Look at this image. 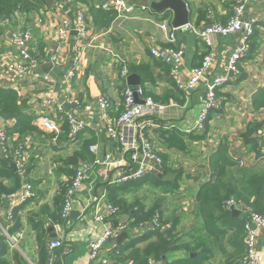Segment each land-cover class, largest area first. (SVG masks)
<instances>
[{"label": "crops", "instance_id": "0c3cea01", "mask_svg": "<svg viewBox=\"0 0 264 264\" xmlns=\"http://www.w3.org/2000/svg\"><path fill=\"white\" fill-rule=\"evenodd\" d=\"M116 1L132 6L133 12L124 16L117 10H104L116 13V19L106 29L95 28L91 23L88 6L74 0H51L49 5V0H45L46 9L23 16L16 26L10 22L1 26L0 86L12 89L18 94L19 100L28 107L25 113L34 116L32 123L43 132L23 138V159L14 171L19 173L22 185L19 190L4 195V208L0 211V232H8L14 219L19 222V229L13 235H8V240H15L10 241V250L17 251L28 264H46L41 260V246L47 249L53 240L61 242V247L54 252L55 264L88 262V241L96 238L104 229L94 219L97 214L107 213V198L99 200L104 191L103 185L97 191V198L86 200L78 195L77 201H73L72 194L70 195L72 210L68 216V224L60 217V222H53L51 215L57 217L58 209H61L60 206L67 198V191H64L67 182L85 164L79 163L75 167L65 163L81 146L82 140L78 137L80 132L88 130L96 137L95 144L91 145L97 146V152L95 155L89 152L93 157L112 154L120 158V147L107 137L104 120L95 106L99 97L103 96L110 104V112L113 115L120 113L121 92L125 86L141 87L144 92L142 98L162 97L173 90L183 94L182 104H162L165 106L163 115L152 119V123H158L159 127L151 126L146 130L156 152L160 157L166 158V167L169 169L166 176L170 174L171 177L168 181H163L166 177L164 175L162 181H176L178 186L173 193L162 195L153 189L161 198L155 199V202L159 201L161 212V216L160 213L159 216L155 213V217H160L167 226L171 224L172 217H177V231L187 233L195 227V194L200 185L209 180L208 157L223 140H226L229 153L238 161L240 168L257 169L264 166V107L255 110L252 106L254 99L264 97V0H251L244 7L241 17L255 21L254 33L251 40H248L247 54L239 63V72L230 75L229 81L216 90L217 102L214 110L207 116L206 134H196L203 136L200 140L189 139L185 131L191 129L203 107L205 83L199 84L194 90H178L169 77V65L151 56V50L169 45L165 34L159 29V22L167 21L172 28V12L166 10L157 13L151 10L149 3L159 0H91L90 5L99 8L102 3L112 4ZM183 1L188 12V28L180 27L176 30V45L181 46L184 51L180 77L186 80L189 70L200 66L208 52L203 40L194 36V28L201 30L212 23L224 24L238 0ZM142 6L146 9L142 10ZM80 14L83 15L86 36L81 43H77V18ZM199 15L202 18L199 19ZM64 21L67 22L69 31L60 40L57 33ZM25 27L31 35L26 47L37 58L35 67L21 81L8 80L4 77L5 69L10 62L18 59L17 49L10 42L9 35L12 31ZM210 42L214 57L209 75H225L228 60L237 43V34L214 35L210 37ZM132 66L140 74L133 72ZM123 67L126 68L125 77L120 76ZM144 67H147L146 74L151 76V81L142 83L144 77L140 71ZM70 71L74 76L68 79ZM45 76L48 81L44 79ZM129 77H133L131 84L128 82ZM66 98L78 101L79 106L74 107L70 103L72 108L68 112L64 107L59 111L58 105ZM88 107L90 109L86 110ZM41 115L55 119L62 126V133L57 139L48 137L51 133L37 125L36 119ZM69 115L75 116L84 125L73 139L67 134ZM253 122L263 124V130L257 136L261 144L260 155L245 149L240 137L246 125ZM170 125L187 136L185 149L179 150L165 138ZM8 126H12V122L0 118V132ZM16 141V135H9L6 138V147L12 150ZM1 145L0 137V149ZM9 154L8 151L7 156ZM11 164L15 162L12 161ZM158 175H162V169ZM26 183L32 186L35 197L18 203L21 201L17 193ZM3 185L14 187L12 180L4 179ZM153 205H146V208ZM230 206H234L238 212L234 217L244 219L246 216L245 220L249 217L248 211L241 210L240 206L233 202L228 203L229 209ZM76 211L81 215L78 219H72L70 214ZM31 215L35 223L40 221L43 224L45 234L41 245L38 244L33 224L29 222ZM116 218L117 215L111 218L108 225L116 230L117 235L126 236L120 243L115 241L116 237L107 239L102 246L100 258L105 260V264H137L138 262H133L127 256H119V251L130 240L152 231L151 224H143V228L138 225L129 229L125 218ZM114 221L117 222V227ZM9 223H12L11 226ZM154 240L151 237L144 244ZM142 247L143 244L137 245V248ZM256 247L259 252L264 253V229L257 235ZM243 254L242 244L237 247L230 246L225 240L224 248L218 251L214 249L213 255L208 256L209 260L205 264H238ZM194 255L195 253H191L189 257ZM185 258L183 251L173 252L164 256L159 264Z\"/></svg>", "mask_w": 264, "mask_h": 264}, {"label": "trees", "instance_id": "16d2710c", "mask_svg": "<svg viewBox=\"0 0 264 264\" xmlns=\"http://www.w3.org/2000/svg\"><path fill=\"white\" fill-rule=\"evenodd\" d=\"M74 1L88 6L91 23L97 29H106L116 19L115 12L104 11L100 7H93L90 5L91 0ZM44 9H46L45 0H0V29L6 22L16 26L17 22L24 18L23 16H28L32 12L38 13ZM200 18H202V15H199ZM131 70L139 73L134 66L131 67ZM146 71L147 67L140 71L144 77L142 83L151 81V76H148ZM152 99L158 104H167L169 102L182 104L183 94L173 90L162 97L158 96ZM252 106L255 110L264 107V97L259 100L254 99ZM27 109V105L19 100V96L14 90L0 86V118L12 122V126L7 127L5 133L7 137L9 135L17 136L15 147L25 140L23 138L43 133L32 123L34 116L25 113ZM211 111H209L208 117ZM118 114L113 115L111 113V116L116 117ZM168 127L170 128L168 129V134H165V138L171 142L170 145L173 144L179 150L185 149L187 136L179 133L175 126L170 125ZM262 130L263 124L253 122L247 124L244 131L240 134L245 149L256 155H260L261 144L257 136ZM67 134H69V130H67ZM205 134L206 130L203 131V136ZM47 136L51 139L52 137L54 138L53 134H48ZM203 136L189 134L188 138L200 140ZM78 137L82 140L81 146L65 162L67 166L77 167L79 163H92L95 158L89 153L88 147L91 144H95L96 137L88 130L80 132ZM8 151L10 154L6 157L1 155L0 152V211L4 208L2 197L5 194L19 190L22 185L19 173L14 172L10 166L12 161L14 162L12 150L8 149ZM161 158L162 175L151 174L140 180L130 181L122 185L103 184L108 203L118 209L116 219L125 218L127 220L125 222L126 226L129 229L136 228L140 224L150 225L156 219L155 213L158 216L160 213L161 216L159 201L154 203L152 207L146 208V205L138 198L128 200L127 197L130 193L139 190L144 185H150L152 189L159 191L161 195L173 193L178 189L176 181H162L169 169L166 167V158L164 156H161ZM208 166L210 178L200 185L194 198L195 227L190 232L182 233L176 229L179 218L172 217L170 220L171 224L167 226L159 217V228L152 229L147 234L130 240L121 247L119 256H127L133 262H138L137 264H147L150 259L162 263V258L169 253L183 251L186 256L185 259L167 264H205L209 260L208 256L213 255V250L223 249L224 242L227 240L230 246L243 245L244 254L238 264L243 261L247 254L244 225L249 220V217L246 220V216L244 219L234 217L228 208V203L233 202L236 206H240L241 210L248 211V215L258 214L264 216V166L257 169L240 168L238 161L229 153L226 140H223L217 150L208 157ZM4 179L12 180L14 187L8 188L4 186ZM70 184L71 181H68L64 191L68 190ZM59 211L58 209L57 217L51 215L53 222H60ZM29 222L33 224L38 244L41 245L45 234L42 222L37 221L35 223L32 215L29 218ZM18 229L19 222L14 219L13 226L9 229L8 234L13 235ZM151 237H154L155 240L145 245L144 243ZM138 244H143V247L137 248ZM11 246L12 244L8 238L0 235V264H28L17 251L10 250ZM41 247V260L46 263L47 249L43 246ZM191 253H195V255L189 257Z\"/></svg>", "mask_w": 264, "mask_h": 264}, {"label": "built area", "instance_id": "2783aa9c", "mask_svg": "<svg viewBox=\"0 0 264 264\" xmlns=\"http://www.w3.org/2000/svg\"><path fill=\"white\" fill-rule=\"evenodd\" d=\"M251 0H238L234 6L231 16L224 24L212 23L205 26L203 29L193 30L194 36L197 39L203 40L204 45L208 48V52L204 56L200 66L191 68L188 73V78L182 80L180 77L181 64L183 61L184 51L181 46L176 45V30L170 28L167 21L159 23V29L166 36L169 45L164 48L151 50V56L157 60L165 62L169 65V77L173 80L178 90H194L201 83H205L206 95L203 102V107L196 117V120L191 129L186 130V134H194L196 132H203L207 116L210 110L216 106V90L229 81L230 75L239 72V62L247 54L248 40L253 35L255 21L253 19H244L241 17L244 7ZM100 7L103 10H117L124 16L133 12V7L121 1L114 3H102ZM142 10L146 7L142 6ZM77 43H81L86 36V28L83 23V15L80 14L77 18ZM188 28V26H183ZM69 31L67 22H63L57 35L60 40ZM237 34V43L233 52L228 60L226 71L227 73L222 76L210 77L209 71L212 66L214 52L211 48L210 37L214 35L231 36ZM31 35L29 30L25 27L22 29L14 30L9 35L10 42L16 47L18 59L13 60L8 64L5 69L4 77L8 80L21 81L27 73L35 67V59L29 55L26 47L30 42ZM68 79L74 76L70 71ZM121 77L126 76V68L123 67L120 72ZM48 81V77H44ZM143 89L141 87L125 86L122 89V109L118 116L112 117L110 112V104L108 100L101 96L96 102L97 108L104 120L106 134L109 139L116 142L120 147V158H116L112 154H106L102 157L95 156L92 163H85L77 170L71 179V184L67 190V198L61 205L60 218L68 224V216L72 210V201L70 195L75 190H81L86 185L91 188L96 182L102 184L122 185L130 181L140 180L148 175H158L162 169V158L156 152L154 145L149 140L146 130L151 126H158L152 123V119L162 116L165 106L155 103L151 98H142ZM135 96L141 99L138 103ZM64 103H72L79 106L76 100L65 99L58 105V110L61 111ZM89 110L90 107L85 108ZM37 125L45 130L47 133L54 135V139L62 133L61 125L53 118L45 115L38 116L36 119ZM69 135L73 139L77 136L84 125L81 124L75 116L69 115L67 118ZM11 127V126H8ZM1 137V155L7 156L8 148L6 147V133L5 130L0 132ZM89 152L96 154L97 146H89ZM12 157L16 164L19 166L23 159V145L19 144L12 149ZM242 163H240L241 165ZM19 197L18 203H22L29 199H34L35 194L30 184L23 185L20 192L17 193ZM5 197H2V201ZM106 199V192L103 191L99 200ZM97 200V199H95ZM4 202V201H3ZM231 202H229L230 204ZM118 214V209L111 204L107 203V213L105 215L97 214L95 221L104 226L100 235L88 241V262L86 264H105V260L100 258V253L104 242L109 238H114L117 235L115 229L111 228L108 224L109 220ZM11 218V216H8ZM12 223H9L11 226ZM141 228L144 225H139ZM152 229L159 228V221L156 218L151 222ZM264 229V216L258 214H250L248 222L244 225L245 230V243L247 254L240 264H264V253L259 252L257 245V235ZM3 233L8 237L6 231ZM9 238V237H8ZM14 239H10V241ZM61 247L59 240H53L49 243L47 248V261L46 264H55L54 252ZM147 264H159V262L148 260Z\"/></svg>", "mask_w": 264, "mask_h": 264}, {"label": "water", "instance_id": "95a60500", "mask_svg": "<svg viewBox=\"0 0 264 264\" xmlns=\"http://www.w3.org/2000/svg\"><path fill=\"white\" fill-rule=\"evenodd\" d=\"M50 1L47 2V4H50ZM150 9L153 10L154 12L157 13H161L164 12L166 10H169L172 12L173 14V18H172V28L174 29H178L180 27L186 26L188 24V12H187V8H186V4L183 0H159L158 2L156 1H152L149 3ZM29 55L31 57H33L34 59H37L34 54L32 52H29ZM133 79V77H129L128 78V82L129 84H131V80ZM131 87H138V86H131ZM205 95H206V91L205 93H203V98L205 99ZM135 100L136 102H140L139 99L137 98V96H135ZM63 107L66 109V111L68 112L71 108H72V104L69 103H64ZM197 134H202V132H198ZM11 168L13 169V171H16V165L15 164H10ZM171 175H167L163 181H168L170 179ZM102 183L96 182V184L93 186L92 190L90 186H86L84 189L78 191L75 190L72 195H71V199L73 201H77V196L81 195L83 197H85L86 200H89L91 197L92 198H97L98 197V189L102 186ZM81 207L83 208L84 206L81 205ZM230 211L233 214V216L237 215V210L235 209L234 206H230ZM81 213L80 212H72L70 214L72 219H78L80 217ZM114 225H117V222L114 221ZM117 227V226H116ZM124 236H126L125 234H119L116 236L115 241H117V243H120L123 239Z\"/></svg>", "mask_w": 264, "mask_h": 264}, {"label": "rangeland", "instance_id": "374dc122", "mask_svg": "<svg viewBox=\"0 0 264 264\" xmlns=\"http://www.w3.org/2000/svg\"><path fill=\"white\" fill-rule=\"evenodd\" d=\"M161 22V21H160ZM159 22V23H160ZM198 132L194 133L195 135ZM153 194H152V193ZM156 197L158 199H161L157 193H155L153 191V189L151 188L150 185H144L142 188H140L139 190L133 191L132 193H130L128 195V200L134 199V198H138L141 202L145 203L146 205H153L155 202ZM160 205V204H159Z\"/></svg>", "mask_w": 264, "mask_h": 264}, {"label": "clouds", "instance_id": "9594fccd", "mask_svg": "<svg viewBox=\"0 0 264 264\" xmlns=\"http://www.w3.org/2000/svg\"><path fill=\"white\" fill-rule=\"evenodd\" d=\"M33 58V57H32ZM4 231V230H3ZM7 233V235H9L8 234V232H6ZM0 235H3V236H6L4 233H2V232H0ZM7 237V236H6ZM8 238V237H7ZM10 241V240H9Z\"/></svg>", "mask_w": 264, "mask_h": 264}]
</instances>
